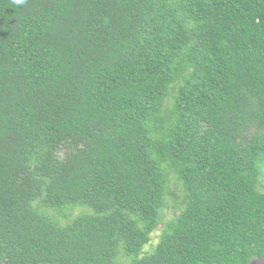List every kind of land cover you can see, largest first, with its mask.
<instances>
[{
  "label": "trees",
  "instance_id": "obj_1",
  "mask_svg": "<svg viewBox=\"0 0 264 264\" xmlns=\"http://www.w3.org/2000/svg\"><path fill=\"white\" fill-rule=\"evenodd\" d=\"M263 171L264 0H0V264L264 260Z\"/></svg>",
  "mask_w": 264,
  "mask_h": 264
},
{
  "label": "rangeland",
  "instance_id": "obj_2",
  "mask_svg": "<svg viewBox=\"0 0 264 264\" xmlns=\"http://www.w3.org/2000/svg\"><path fill=\"white\" fill-rule=\"evenodd\" d=\"M261 180L264 185V171ZM179 190H180L179 185H174L173 183H170L169 185L170 194L166 196L164 207L161 212V220L163 221L162 227H164V225H167L175 217V215L178 214L179 208L177 202H175V196H173V194L176 193L177 195H179L180 194ZM162 227L158 226L155 232L151 234L150 236L151 240L149 244L145 246L144 251L150 252L152 248L156 246L158 239L161 235ZM118 264H128V259L121 257L119 259ZM250 264H264V260L254 259L250 262Z\"/></svg>",
  "mask_w": 264,
  "mask_h": 264
},
{
  "label": "clouds",
  "instance_id": "obj_3",
  "mask_svg": "<svg viewBox=\"0 0 264 264\" xmlns=\"http://www.w3.org/2000/svg\"><path fill=\"white\" fill-rule=\"evenodd\" d=\"M15 2L18 4H22L24 2V0H15Z\"/></svg>",
  "mask_w": 264,
  "mask_h": 264
}]
</instances>
